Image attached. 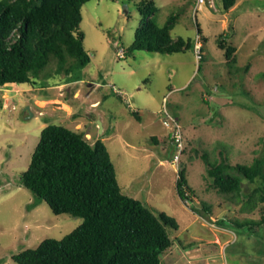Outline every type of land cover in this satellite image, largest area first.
<instances>
[{"label":"rangeland","instance_id":"rangeland-1","mask_svg":"<svg viewBox=\"0 0 264 264\" xmlns=\"http://www.w3.org/2000/svg\"><path fill=\"white\" fill-rule=\"evenodd\" d=\"M139 1L82 5L80 30L90 61L79 80L0 87V264H16L13 255L47 237L61 239L83 223L81 217L54 214L43 201L33 207L34 195L18 186L47 124L85 131L91 141L101 139L122 192L175 219L178 228L168 229L173 244L161 264H203L207 259L264 264V223L252 225L260 208L249 210L242 197L259 181L242 179L238 203L226 200L211 187L206 166L194 153L205 150L214 158L220 148L232 164L264 159V0H237L227 12L220 0H213L196 13L195 0H147L158 26L177 15L170 36L189 38L191 47L119 58L117 51L132 43L142 21ZM198 30L201 52L196 55ZM221 37L236 47L235 64H226L217 44ZM163 108L181 129L184 149L177 167L171 162L175 145L170 129L160 118ZM181 168L193 194L187 204L175 191ZM215 238L223 242L222 251L212 242Z\"/></svg>","mask_w":264,"mask_h":264},{"label":"trees","instance_id":"trees-1","mask_svg":"<svg viewBox=\"0 0 264 264\" xmlns=\"http://www.w3.org/2000/svg\"><path fill=\"white\" fill-rule=\"evenodd\" d=\"M89 0H0V87L8 84L40 85L79 80L80 70L90 61L80 30L81 7ZM237 0H220L229 11ZM143 18L125 57L136 51L180 53L191 47L189 38H172L177 15L162 26L153 20L152 2L136 3ZM200 35V31H197ZM226 64L236 63V47L217 41ZM249 65H245L247 70ZM139 119L136 112L133 114ZM104 133V132H103ZM87 132L63 125L47 124L31 154L18 186L58 214L81 217L83 223L61 239L48 238L36 247L12 256L16 264H161V256L172 246L168 229L177 230L175 219L154 212L142 201L122 192L109 152L101 139L91 141ZM212 158L208 151L195 150L203 161L211 187L226 200L237 202L243 194L242 179L259 184L242 196L250 207L259 209L253 226L264 223V159L250 165L232 164L220 148ZM215 151V150H214ZM175 191L187 204L193 194L184 168L177 172ZM190 193V194H189ZM201 207L208 210L204 204ZM191 210L202 215L197 208Z\"/></svg>","mask_w":264,"mask_h":264},{"label":"built area","instance_id":"built-area-1","mask_svg":"<svg viewBox=\"0 0 264 264\" xmlns=\"http://www.w3.org/2000/svg\"><path fill=\"white\" fill-rule=\"evenodd\" d=\"M204 4L211 6L213 4V0H195V9H194L195 13ZM196 37H197V39H195V41H194L193 50H194L195 54L198 55L201 52V43L198 39L199 36L197 35ZM117 55L119 58H124L125 57L124 50L119 49L117 51ZM113 90L115 93H118V91L114 87H113ZM128 107L131 108L130 103H128ZM131 110H132V108H131ZM160 112L163 113L162 116H160V118L162 119L164 126L168 129H170L169 138L172 141V143L175 145V152L173 154L171 162L173 165L176 166L179 162V156L183 152V149H184L180 125H179L176 117H173L170 114H168L164 108Z\"/></svg>","mask_w":264,"mask_h":264},{"label":"crops","instance_id":"crops-1","mask_svg":"<svg viewBox=\"0 0 264 264\" xmlns=\"http://www.w3.org/2000/svg\"><path fill=\"white\" fill-rule=\"evenodd\" d=\"M93 105H99V101L98 102H94ZM138 117H139V115H138ZM157 119L160 120L159 117H157ZM103 130L104 129H102L101 132H103ZM152 139L155 141V143H157L158 140L156 139L155 136H153ZM162 163H163V161L159 162V164H162ZM212 242L218 244L220 250L222 251L224 246H223V242H221V240L219 238H215ZM203 264H219V263H216V262H213V261L207 259ZM220 264H222V263H220Z\"/></svg>","mask_w":264,"mask_h":264},{"label":"water","instance_id":"water-1","mask_svg":"<svg viewBox=\"0 0 264 264\" xmlns=\"http://www.w3.org/2000/svg\"><path fill=\"white\" fill-rule=\"evenodd\" d=\"M100 124V122H98ZM100 128H101V124H100Z\"/></svg>","mask_w":264,"mask_h":264}]
</instances>
